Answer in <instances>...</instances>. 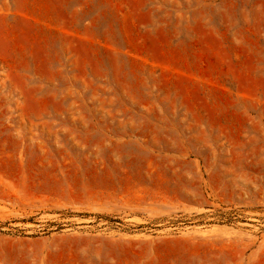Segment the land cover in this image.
Listing matches in <instances>:
<instances>
[{
  "label": "rangeland",
  "instance_id": "1",
  "mask_svg": "<svg viewBox=\"0 0 264 264\" xmlns=\"http://www.w3.org/2000/svg\"><path fill=\"white\" fill-rule=\"evenodd\" d=\"M0 264H264V0H0Z\"/></svg>",
  "mask_w": 264,
  "mask_h": 264
}]
</instances>
